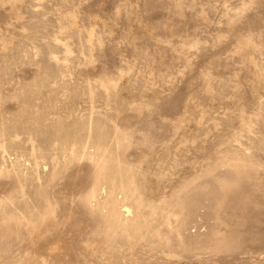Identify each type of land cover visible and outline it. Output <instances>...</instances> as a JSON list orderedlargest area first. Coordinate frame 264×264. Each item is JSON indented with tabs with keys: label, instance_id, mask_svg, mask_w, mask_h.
<instances>
[{
	"label": "rangeland",
	"instance_id": "374dc122",
	"mask_svg": "<svg viewBox=\"0 0 264 264\" xmlns=\"http://www.w3.org/2000/svg\"><path fill=\"white\" fill-rule=\"evenodd\" d=\"M0 264H264V0H0Z\"/></svg>",
	"mask_w": 264,
	"mask_h": 264
}]
</instances>
